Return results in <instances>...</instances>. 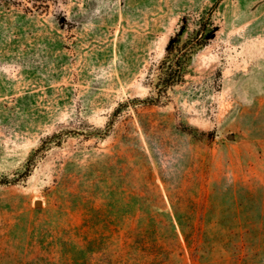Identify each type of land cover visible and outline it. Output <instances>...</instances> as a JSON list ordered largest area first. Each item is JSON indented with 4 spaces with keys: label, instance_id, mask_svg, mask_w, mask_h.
<instances>
[{
    "label": "rangeland",
    "instance_id": "1",
    "mask_svg": "<svg viewBox=\"0 0 264 264\" xmlns=\"http://www.w3.org/2000/svg\"><path fill=\"white\" fill-rule=\"evenodd\" d=\"M0 264H264V0H0Z\"/></svg>",
    "mask_w": 264,
    "mask_h": 264
},
{
    "label": "trees",
    "instance_id": "2",
    "mask_svg": "<svg viewBox=\"0 0 264 264\" xmlns=\"http://www.w3.org/2000/svg\"><path fill=\"white\" fill-rule=\"evenodd\" d=\"M175 82L176 81H171L170 77H168V79L166 77L160 79V83H162L161 85L166 86V87L174 85ZM50 137H53V136H50Z\"/></svg>",
    "mask_w": 264,
    "mask_h": 264
}]
</instances>
